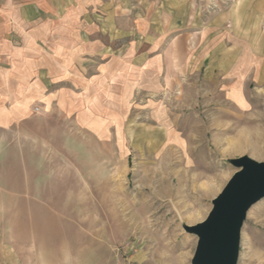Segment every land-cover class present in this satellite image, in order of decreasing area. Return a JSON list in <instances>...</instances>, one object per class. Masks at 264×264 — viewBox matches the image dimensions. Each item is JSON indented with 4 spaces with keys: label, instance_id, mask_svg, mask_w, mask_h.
Masks as SVG:
<instances>
[{
    "label": "rangeland",
    "instance_id": "374dc122",
    "mask_svg": "<svg viewBox=\"0 0 264 264\" xmlns=\"http://www.w3.org/2000/svg\"><path fill=\"white\" fill-rule=\"evenodd\" d=\"M196 4L178 33L123 34L117 49L102 35L50 89L68 108L42 98L0 132V239L21 264H191L197 237L182 225L207 216L235 172L228 159L264 161L263 3ZM225 29L255 51L249 66L235 52L242 72L229 82L205 48ZM127 40L132 76L110 71ZM237 264H264V198L247 212Z\"/></svg>",
    "mask_w": 264,
    "mask_h": 264
},
{
    "label": "crops",
    "instance_id": "0c3cea01",
    "mask_svg": "<svg viewBox=\"0 0 264 264\" xmlns=\"http://www.w3.org/2000/svg\"><path fill=\"white\" fill-rule=\"evenodd\" d=\"M198 0H0V132L5 135L19 121L33 117L32 103L44 98L66 109L67 99L50 89L62 81L70 67L82 65L89 48L101 49L102 35H108L110 49H117L118 36L134 33L163 35L171 28L194 24L199 17ZM257 1V0H251ZM262 1L264 7V0ZM193 2V4H192ZM235 23L233 22V25ZM180 29V30H181ZM214 25L202 30L212 36ZM228 30L221 31L215 49L205 46L218 61L211 67L233 81L239 50L249 65L255 57L254 45L248 42L231 45ZM160 41V40H159ZM235 42V41H234ZM124 57L110 63L121 66L122 76H132L133 42H126ZM239 44V47H237ZM153 47V46H152ZM213 47V46H212ZM237 47V48H236ZM209 48V49H208ZM240 60V58H239ZM115 62V63H114ZM248 63V62H247ZM153 72L160 74L164 64L153 62ZM213 64V63H211ZM253 66H251L252 68ZM249 67L246 68L248 73ZM110 72V73H111ZM263 73V72H262ZM115 74V73H114ZM240 80V78H239ZM63 105L66 106H62ZM61 112V111H60ZM0 264H21L14 246L0 239Z\"/></svg>",
    "mask_w": 264,
    "mask_h": 264
},
{
    "label": "water",
    "instance_id": "95a60500",
    "mask_svg": "<svg viewBox=\"0 0 264 264\" xmlns=\"http://www.w3.org/2000/svg\"><path fill=\"white\" fill-rule=\"evenodd\" d=\"M235 172L212 199L207 216L183 229L197 237L191 264H237L241 228L252 205L264 198V161L228 159Z\"/></svg>",
    "mask_w": 264,
    "mask_h": 264
}]
</instances>
